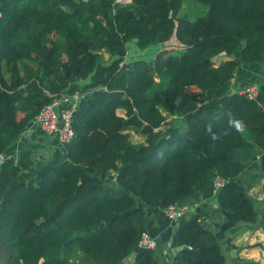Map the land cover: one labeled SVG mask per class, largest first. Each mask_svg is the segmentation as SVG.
Masks as SVG:
<instances>
[{
	"label": "trees",
	"instance_id": "trees-1",
	"mask_svg": "<svg viewBox=\"0 0 264 264\" xmlns=\"http://www.w3.org/2000/svg\"><path fill=\"white\" fill-rule=\"evenodd\" d=\"M185 1L0 0V264H161L138 247L143 208L170 205L189 208L170 264H227L193 207L214 195L231 234L264 225L248 193L264 178V86L253 100L230 88L240 64L264 63V0H193L207 8L194 18ZM173 36L179 48L123 62L128 43ZM65 92L79 94L73 137L46 166L22 133Z\"/></svg>",
	"mask_w": 264,
	"mask_h": 264
},
{
	"label": "crops",
	"instance_id": "crops-1",
	"mask_svg": "<svg viewBox=\"0 0 264 264\" xmlns=\"http://www.w3.org/2000/svg\"><path fill=\"white\" fill-rule=\"evenodd\" d=\"M136 46L134 42L127 44V52L123 58V62L127 63L131 60V53H128V49ZM176 39L170 44H158L151 45L146 49L154 50L155 54L163 50V48H179ZM136 48H138L136 46ZM143 49L142 51L146 50ZM139 50V49H138ZM105 63H110L111 56L106 51L102 52ZM155 56V55H154ZM153 56V57H154ZM235 57L238 58V52L235 53ZM152 57V58H153ZM151 58V59H152ZM227 57L221 55L217 57V60H224ZM138 59V58H137ZM145 59V58H142ZM149 60V59H145ZM256 84L258 86H264V63H242L234 73L231 81V91L236 92L242 90L246 85ZM27 138H30L32 142L38 146L37 150H40L48 163L46 166H52L59 164L64 160L63 147L59 145L56 138L46 137L42 134H38L31 125L27 127ZM37 133V134H36ZM15 150H19V143L15 145ZM38 154V153H37ZM258 158V156H257ZM247 163V162H246ZM248 178H252L255 173L250 170H246ZM249 195L258 203L261 219L264 221V178L257 181L249 190ZM207 206L209 211L206 213V218H210L211 227L214 229L216 235L221 240V248L225 256L227 264H234L236 261H253L256 263L264 264V225L255 229H242L238 233L231 234L229 232L230 225L225 221V213L219 211L217 197L214 195L212 198L206 201H202L193 205L194 211L199 212V209ZM145 211L146 219V231L157 242V252L160 255L161 264H170L172 256L175 250L171 248L170 241L173 234L175 224L171 223L163 214L162 211L153 210L151 208H143ZM193 210V208H191ZM226 241V243H224ZM229 242V243H227ZM123 264H133V256H129L124 260Z\"/></svg>",
	"mask_w": 264,
	"mask_h": 264
},
{
	"label": "built area",
	"instance_id": "built-area-1",
	"mask_svg": "<svg viewBox=\"0 0 264 264\" xmlns=\"http://www.w3.org/2000/svg\"><path fill=\"white\" fill-rule=\"evenodd\" d=\"M133 0H115L124 6L132 4ZM258 85L249 84L246 85L239 92L245 95L249 100L256 98L258 93ZM79 100V94L75 93H61L54 96L51 101L44 105L39 113L33 118L31 126L36 130H39L43 136L54 137L58 141L59 145L64 147L70 142L73 137V131L71 128L72 114L77 107ZM62 125L61 128L59 125ZM29 125V127H30ZM28 129L22 133V138H25L28 134ZM224 181L220 177L214 179L215 190L223 187ZM189 208L185 205H170L164 211L165 217L173 224L186 215ZM138 247L148 250H155L157 248V242L147 232H143L140 236Z\"/></svg>",
	"mask_w": 264,
	"mask_h": 264
},
{
	"label": "rangeland",
	"instance_id": "rangeland-1",
	"mask_svg": "<svg viewBox=\"0 0 264 264\" xmlns=\"http://www.w3.org/2000/svg\"><path fill=\"white\" fill-rule=\"evenodd\" d=\"M206 9H207L206 7H202V5L197 4L193 0H186L185 3L181 7V10L185 14L191 15V16H193V18L196 16H199V15H204L206 12ZM173 40H175L174 36L171 37V39L167 43L170 44ZM128 51H129L128 53H131V58H134V59H137V58L138 59H142V58L151 59L155 55L154 50L150 51L149 49H146V50L142 51V50H138V48H136V46H132V48H129ZM118 113L120 115L122 114L121 112H118ZM35 131L38 133V130H35ZM38 134H41V133H38ZM128 136H129V141L132 144H141L144 141V137L140 136L139 134L134 133L133 131H130ZM23 139H25L26 141L30 140V138H27V137H25ZM35 159H36V161H44L46 164L48 163V161L46 160V157L43 156V154L40 150H38V154L35 155ZM0 160H1V158H0Z\"/></svg>",
	"mask_w": 264,
	"mask_h": 264
},
{
	"label": "water",
	"instance_id": "water-1",
	"mask_svg": "<svg viewBox=\"0 0 264 264\" xmlns=\"http://www.w3.org/2000/svg\"><path fill=\"white\" fill-rule=\"evenodd\" d=\"M122 7H124V5L123 4H121V3H119V2H115L114 4H113V6H112V8H113V10L114 11H116L118 8H122ZM102 20V19H101ZM61 124L59 125V127L61 128ZM1 164H2V162H1V160H0V171H1Z\"/></svg>",
	"mask_w": 264,
	"mask_h": 264
}]
</instances>
